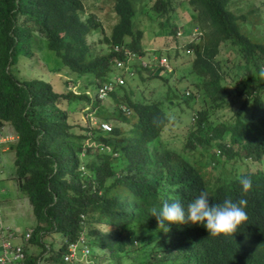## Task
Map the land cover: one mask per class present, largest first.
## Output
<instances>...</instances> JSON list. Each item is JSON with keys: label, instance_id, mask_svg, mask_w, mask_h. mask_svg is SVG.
Masks as SVG:
<instances>
[{"label": "trees", "instance_id": "trees-1", "mask_svg": "<svg viewBox=\"0 0 264 264\" xmlns=\"http://www.w3.org/2000/svg\"><path fill=\"white\" fill-rule=\"evenodd\" d=\"M105 1L117 20L102 39L107 52L98 54L88 36L101 24L84 11L82 0H0V126L9 124L17 135L10 145L13 178L35 219L29 241L41 248L39 255L26 253V264L57 261L67 243L80 235L90 250L87 257L107 262L119 263L152 244L147 262L156 264H264V173L250 170L247 163L239 174L227 169L229 161L238 167L244 158L260 162L264 155V80L256 74L264 65V39L254 36L253 23L246 28L245 14L231 9L236 0H187L195 13L194 27L201 31L200 40L182 45L193 55L189 88L177 91L168 85L163 98L151 94L137 100L127 78L137 68L140 76L148 70L147 77L156 74L168 84L164 76L173 68L158 62L171 55L154 50L146 67L117 69L125 48L142 59L145 55L143 32L133 28L139 0ZM151 9L164 16L172 11V0H154ZM34 34L70 72L91 74L96 93H56L48 82L16 77L11 65L18 50L30 51ZM225 45L236 49L234 61L219 58ZM113 74L123 84L99 98L98 89L114 83ZM199 95L205 103L195 107ZM107 97L111 108L103 103ZM75 100L86 101L88 114L98 122H113L110 131L85 123L75 133L71 112L61 108ZM223 108L231 111L227 119L217 118ZM181 109L186 127L179 150L162 136L167 125L182 121ZM104 148L110 151L109 160L102 157ZM241 176L252 180L245 194ZM201 190L209 193L210 203L246 200L247 219L236 232L213 237L190 223L172 225L167 233L157 228L148 208L165 200L186 205ZM54 233L55 248L44 241Z\"/></svg>", "mask_w": 264, "mask_h": 264}, {"label": "rangeland", "instance_id": "rangeland-1", "mask_svg": "<svg viewBox=\"0 0 264 264\" xmlns=\"http://www.w3.org/2000/svg\"><path fill=\"white\" fill-rule=\"evenodd\" d=\"M84 11L91 13L101 24V29L94 31L89 34L88 42L92 46L95 53L102 54L107 52V46L102 43L103 36H108L113 24L116 22L117 18L115 14L111 11L110 5L105 0H82ZM154 0H139L135 4L136 12L133 17V28L140 29L143 32L141 39V45L145 51V55L142 60L145 62L152 57V52L163 51L164 53H169L171 58L167 61L170 67L173 68L172 73L166 74L164 77H168V84L164 82L166 78L158 77L156 74L147 77L148 70L142 71V76L139 75L137 68H135L134 75L129 77L130 74L126 75V86L131 89L133 97L137 100H143L146 96L154 95L163 98L168 85H175V90L182 91L186 85L190 86L191 79L194 74L191 72L190 61L193 55L188 53L183 49L182 45L187 42V37L193 35L195 32L194 27V14L189 6L187 0H172V11L168 12L164 16H157L153 14L151 6ZM231 9H236L238 12L245 14L246 19L244 25L247 29L250 28V23H253V29L251 30L257 39H264V0H236L235 4L231 6ZM251 9V12H249ZM236 11V12H237ZM83 12L82 17L85 16ZM86 13V14H87ZM254 18H256V23H254ZM252 20V21H250ZM250 21V22H249ZM173 32H175V39H173ZM235 48L229 45L222 47L219 54L221 60H235L236 52ZM17 62L11 65V71L19 79H36L43 82H48L52 85L53 91L56 93H61L71 89L73 92H84L86 91L89 95H94L97 88L91 84L92 75H76L70 72L61 62V60L49 50L46 46V41L37 36L33 35L31 39L30 51L27 53L17 51ZM138 66L139 61L132 62L131 66ZM132 66V67H133ZM155 67L154 63L151 67ZM113 73L115 70L113 69ZM117 72V71H116ZM118 76V75H117ZM116 75L113 74L111 79L115 80ZM173 83V84H172ZM186 86L184 89L189 88ZM231 86H229L230 88ZM107 97L103 103L109 108L112 107V103ZM64 103V102H63ZM203 97L199 95L195 101V107H200L204 104ZM182 109H188L184 104L181 106ZM61 108L69 109L70 113L69 120L71 123L76 125L73 127V131L77 134L81 133L80 126H84L85 123H91L97 126L98 119L89 112V105L86 101L75 100L71 101L68 105L63 104ZM180 109V106L176 107ZM74 109V110H73ZM180 110V113L182 111ZM76 110V111H75ZM72 111H75L72 113ZM187 117L191 118L190 112L186 114ZM231 116V111L228 108H223L217 115V118L227 119ZM182 121H176L172 125L166 126L163 132V139L168 141L169 145L176 149H181L183 145V134L185 129V116L183 113L179 116ZM190 120V119H189ZM114 125L113 122H108ZM14 135V134H13ZM11 136V135H7ZM87 146H91L92 143L88 141ZM102 157L104 160H109L110 151L108 148L102 149ZM217 151V150H216ZM215 151L216 154H218ZM115 155V154H111ZM14 156L11 150L6 152L0 151V166L2 165L0 171V190H4L3 186H9V188H14V179L12 176L14 164ZM238 167L232 166V161H229L227 169L229 171L236 169V173L239 174L244 170L245 163L250 170L259 169L264 173V155L262 160L253 161L244 158L243 162ZM208 175L211 177L213 172L208 169ZM12 191V200L8 209L13 213L12 219H14V224L20 228V231L32 228L34 225V216L32 214L30 204L25 203L22 205L23 199L18 202L17 196L19 193L15 194ZM5 194V193H4ZM3 194V195H4ZM3 211V210H2ZM10 212V214H12ZM3 217V215H0ZM52 236H47L44 241L46 244L51 243L52 247L58 246V233ZM29 246L27 250L34 249V255H39L41 248L37 245H33L29 241ZM152 244L148 247L139 250L138 252L131 255V258H123L119 263L117 262H107L103 261L101 258L97 260L90 254L86 259L79 260L76 264H156V262H147L148 253ZM36 249V250H35ZM33 253V252H32ZM77 257H80L78 253ZM41 260L43 264H50V261ZM40 263V264H41Z\"/></svg>", "mask_w": 264, "mask_h": 264}, {"label": "clouds", "instance_id": "clouds-1", "mask_svg": "<svg viewBox=\"0 0 264 264\" xmlns=\"http://www.w3.org/2000/svg\"><path fill=\"white\" fill-rule=\"evenodd\" d=\"M197 35H189L188 41H198L201 31ZM169 65V64H168ZM257 76L264 80V65L258 67ZM241 194L248 193L252 188V180L247 176L239 178ZM210 195L206 190H201L195 198L186 205L179 201H163L159 207L148 208L149 216L156 220L157 228L167 233L170 226L195 224L203 226L208 235L228 236L236 232L247 216L245 212L246 200H233L225 198L221 202H209Z\"/></svg>", "mask_w": 264, "mask_h": 264}, {"label": "built area", "instance_id": "built-area-1", "mask_svg": "<svg viewBox=\"0 0 264 264\" xmlns=\"http://www.w3.org/2000/svg\"><path fill=\"white\" fill-rule=\"evenodd\" d=\"M198 31L197 29L195 32ZM200 32L194 33L197 35ZM124 61H116L115 67L124 72H128L130 69V61H139V65L146 67L147 63L142 60L141 57L130 51L128 48L123 50ZM130 63V64H129ZM159 66L167 68L169 65L164 58H160L158 62ZM123 84V79L120 76L115 78L114 83H108L105 86L98 89V97L102 98L105 92L111 91L115 85ZM91 124V123H90ZM94 125V124H92ZM97 127L102 131H110L111 126L109 123L100 121L97 123ZM3 127L0 126V144L9 141L16 140L17 135H11L10 137L3 134ZM32 229H28L23 233H18L8 227H4L0 221V264H26V246L31 238ZM19 239V242H16ZM89 247L85 242V238L80 235L76 241L68 242L64 253H62L59 259L51 264H76L79 260L85 259L89 254ZM80 253V257H77ZM36 264H40L37 261Z\"/></svg>", "mask_w": 264, "mask_h": 264}, {"label": "crops", "instance_id": "crops-1", "mask_svg": "<svg viewBox=\"0 0 264 264\" xmlns=\"http://www.w3.org/2000/svg\"><path fill=\"white\" fill-rule=\"evenodd\" d=\"M2 129H3V134L4 135H13V134H15V131L13 130V128L9 124H6L5 126H3ZM14 142H15V140H9V141H5V142L1 143L0 144V151L3 153V152H6L8 150H11L10 145L13 144ZM12 153H13V151H12ZM13 156H14V153H13ZM13 162H14V160H13ZM1 168H2V165L0 166V171H1ZM13 175H14V168H13L12 174L10 176H12V178H13ZM3 189L4 190H0V215H3V217L0 216V221H1V223H2V225L4 227H8V228H10V229H12V230H14V231H16L18 233H23L26 230L25 231H23V230L20 231V228L17 227L14 224V219H12L13 213L8 209V206H10V203L13 202V200H12V191L14 190L13 193H15V194L19 193L20 196L16 195V197L18 198V202L21 201L20 199H23V202H21L22 205H25L24 202L28 203V205L30 203H29L27 197L19 191L18 186H17V182H16L15 179H14V188L13 189H12V187L9 188V186H5V185L3 186ZM30 208H31V206H30ZM10 212L12 214H10ZM33 226L34 225H32V228H33ZM32 228H30V229H32ZM16 242H19V239H16ZM27 246H29V244ZM27 246H26V253L29 254V255H34L35 254L34 253V249H30V251H28L27 250ZM37 261H40V260L38 259ZM40 263H41V261H40ZM41 264H43V263H41Z\"/></svg>", "mask_w": 264, "mask_h": 264}]
</instances>
